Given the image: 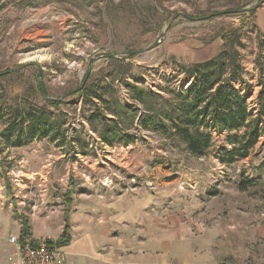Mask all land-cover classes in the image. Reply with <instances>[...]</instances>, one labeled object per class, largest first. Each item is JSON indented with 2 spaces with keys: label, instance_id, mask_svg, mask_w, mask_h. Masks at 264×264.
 <instances>
[{
  "label": "rangeland",
  "instance_id": "1",
  "mask_svg": "<svg viewBox=\"0 0 264 264\" xmlns=\"http://www.w3.org/2000/svg\"><path fill=\"white\" fill-rule=\"evenodd\" d=\"M233 27L245 34V93L254 99L264 0H0V106L58 99L52 111L63 114L67 128L61 146L41 139L2 147L0 264H14L9 238L20 235L19 216L27 217L33 237L47 238L37 235L44 231L41 217L55 213L59 202L69 212L74 194L85 197L103 187L152 192L159 223H181L199 236L173 255L176 262L188 253L200 264H264V148L225 166L214 157L218 135L199 158L176 139L143 130L126 147L103 145L84 118L87 106L71 93L86 76L107 72L122 103H133L124 80L137 78L157 92L167 81L178 86L179 65L215 55L220 32ZM108 55L126 57L129 72L115 76ZM242 173L255 180L243 191L237 186Z\"/></svg>",
  "mask_w": 264,
  "mask_h": 264
},
{
  "label": "trees",
  "instance_id": "2",
  "mask_svg": "<svg viewBox=\"0 0 264 264\" xmlns=\"http://www.w3.org/2000/svg\"><path fill=\"white\" fill-rule=\"evenodd\" d=\"M253 9L251 7L249 11ZM228 12L233 11L221 14ZM244 36L240 27L223 28L219 34L222 43L215 55L179 65V71L173 77L177 80L178 75H182V83L180 81L178 86L167 81L157 92L137 78L132 82L124 80L133 103L119 100L113 86V72L95 75L93 79L88 75L71 93L80 98L85 108L87 106L84 118L103 145L126 147L136 142L138 133L143 130L176 139L189 155L199 158L208 153L218 135L222 137V143L216 148L214 157L220 164L229 166L248 158L257 146L264 148V34L256 33L258 52L254 63L258 70L259 90L250 100L245 93L249 85L246 86L243 78L245 66L240 52L247 45ZM125 58L107 56V65L115 76L129 72ZM61 102L45 98L43 104L2 103L0 154L2 147H21L33 140L48 139L58 146L66 142L63 114L52 111ZM76 140L80 141L79 138ZM259 166L264 168V152L260 155ZM254 181L253 177L245 175L237 186L243 191ZM67 216L66 211L63 232L51 241L57 247L70 241ZM19 218L20 236L31 235L27 217Z\"/></svg>",
  "mask_w": 264,
  "mask_h": 264
},
{
  "label": "crops",
  "instance_id": "3",
  "mask_svg": "<svg viewBox=\"0 0 264 264\" xmlns=\"http://www.w3.org/2000/svg\"><path fill=\"white\" fill-rule=\"evenodd\" d=\"M44 190L51 191L47 186ZM72 199L67 212L70 241L60 247L63 260L58 264H200L188 253L183 261L173 260L184 243L188 246L199 236L191 235L181 223H159L158 199L152 192H111L103 187L85 197L74 194ZM57 207L55 213L41 217L44 231L38 236L56 240L63 232L66 210L61 202ZM53 218V225L45 221ZM174 249H178L175 254Z\"/></svg>",
  "mask_w": 264,
  "mask_h": 264
},
{
  "label": "built area",
  "instance_id": "4",
  "mask_svg": "<svg viewBox=\"0 0 264 264\" xmlns=\"http://www.w3.org/2000/svg\"><path fill=\"white\" fill-rule=\"evenodd\" d=\"M9 241L16 247L14 257H10L14 264H58L63 260L60 247L49 237L11 235Z\"/></svg>",
  "mask_w": 264,
  "mask_h": 264
},
{
  "label": "water",
  "instance_id": "5",
  "mask_svg": "<svg viewBox=\"0 0 264 264\" xmlns=\"http://www.w3.org/2000/svg\"><path fill=\"white\" fill-rule=\"evenodd\" d=\"M86 77H87V76H86ZM86 77H85V78H86Z\"/></svg>",
  "mask_w": 264,
  "mask_h": 264
}]
</instances>
